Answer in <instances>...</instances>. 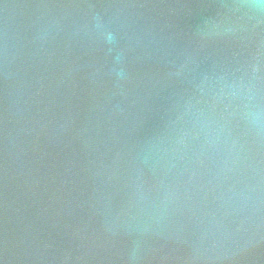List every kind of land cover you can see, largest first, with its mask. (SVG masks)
Returning a JSON list of instances; mask_svg holds the SVG:
<instances>
[{
    "label": "water",
    "instance_id": "obj_1",
    "mask_svg": "<svg viewBox=\"0 0 264 264\" xmlns=\"http://www.w3.org/2000/svg\"><path fill=\"white\" fill-rule=\"evenodd\" d=\"M0 264H264L261 0H0Z\"/></svg>",
    "mask_w": 264,
    "mask_h": 264
},
{
    "label": "clouds",
    "instance_id": "obj_2",
    "mask_svg": "<svg viewBox=\"0 0 264 264\" xmlns=\"http://www.w3.org/2000/svg\"><path fill=\"white\" fill-rule=\"evenodd\" d=\"M261 3L264 4V0H261Z\"/></svg>",
    "mask_w": 264,
    "mask_h": 264
}]
</instances>
